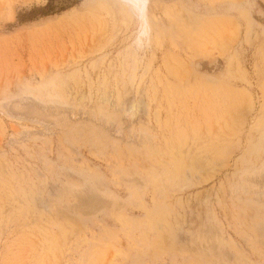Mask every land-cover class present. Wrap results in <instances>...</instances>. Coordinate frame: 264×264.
Masks as SVG:
<instances>
[{
	"label": "rangeland",
	"instance_id": "rangeland-1",
	"mask_svg": "<svg viewBox=\"0 0 264 264\" xmlns=\"http://www.w3.org/2000/svg\"><path fill=\"white\" fill-rule=\"evenodd\" d=\"M0 264H264V0H0Z\"/></svg>",
	"mask_w": 264,
	"mask_h": 264
},
{
	"label": "bare ground",
	"instance_id": "bare-ground-1",
	"mask_svg": "<svg viewBox=\"0 0 264 264\" xmlns=\"http://www.w3.org/2000/svg\"><path fill=\"white\" fill-rule=\"evenodd\" d=\"M252 163V162H251ZM158 212V211H157ZM259 225V222L257 223ZM259 227V226H258ZM260 228V227H259Z\"/></svg>",
	"mask_w": 264,
	"mask_h": 264
}]
</instances>
